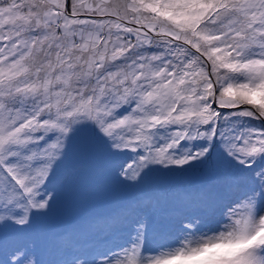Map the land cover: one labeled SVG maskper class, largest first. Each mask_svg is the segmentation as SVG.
<instances>
[{
	"label": "snow or ice",
	"instance_id": "snow-or-ice-1",
	"mask_svg": "<svg viewBox=\"0 0 264 264\" xmlns=\"http://www.w3.org/2000/svg\"><path fill=\"white\" fill-rule=\"evenodd\" d=\"M0 264H264V0H0Z\"/></svg>",
	"mask_w": 264,
	"mask_h": 264
},
{
	"label": "rangeland",
	"instance_id": "rangeland-1",
	"mask_svg": "<svg viewBox=\"0 0 264 264\" xmlns=\"http://www.w3.org/2000/svg\"><path fill=\"white\" fill-rule=\"evenodd\" d=\"M69 11H70V8H69ZM197 178H198V177H196V176H193V177H192V179H197ZM61 218H62V219H66V218H67L66 210H64V209L61 210ZM158 242H159L158 239L153 241V243H158Z\"/></svg>",
	"mask_w": 264,
	"mask_h": 264
}]
</instances>
